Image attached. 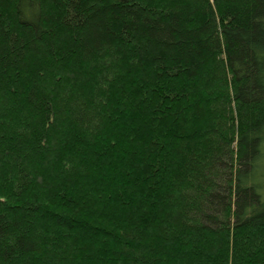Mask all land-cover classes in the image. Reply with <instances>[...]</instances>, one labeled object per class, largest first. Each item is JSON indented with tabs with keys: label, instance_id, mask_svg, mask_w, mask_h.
<instances>
[{
	"label": "trees",
	"instance_id": "1",
	"mask_svg": "<svg viewBox=\"0 0 264 264\" xmlns=\"http://www.w3.org/2000/svg\"><path fill=\"white\" fill-rule=\"evenodd\" d=\"M0 264H264V0H0Z\"/></svg>",
	"mask_w": 264,
	"mask_h": 264
}]
</instances>
